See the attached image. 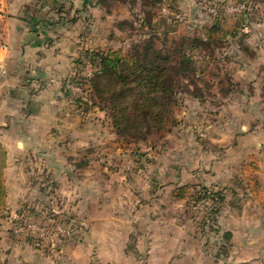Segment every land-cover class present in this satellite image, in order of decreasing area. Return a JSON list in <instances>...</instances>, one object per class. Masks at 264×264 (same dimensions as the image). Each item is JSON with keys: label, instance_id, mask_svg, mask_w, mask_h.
Wrapping results in <instances>:
<instances>
[{"label": "rangeland", "instance_id": "1", "mask_svg": "<svg viewBox=\"0 0 264 264\" xmlns=\"http://www.w3.org/2000/svg\"><path fill=\"white\" fill-rule=\"evenodd\" d=\"M152 1L81 6L80 49L184 46L205 72L181 80L205 97L184 95L146 140L120 135L82 52L51 93L36 82L2 97L0 264H264V3ZM149 15L152 28L138 20ZM217 21L221 48L186 46Z\"/></svg>", "mask_w": 264, "mask_h": 264}, {"label": "trees", "instance_id": "2", "mask_svg": "<svg viewBox=\"0 0 264 264\" xmlns=\"http://www.w3.org/2000/svg\"><path fill=\"white\" fill-rule=\"evenodd\" d=\"M81 1L84 2L83 7L103 8L107 5V0ZM165 1L152 2L157 5ZM260 3H264V0H254L255 5ZM144 11L146 12V9ZM138 20H143L142 26L149 24L151 28L153 27L150 15L145 19L140 17ZM129 24L134 28L133 23ZM204 31L206 32L204 36L190 40L186 46L198 50V53L205 49L210 53L216 52V48H221L222 45L214 46L219 39L212 36L214 32L223 31L221 22L206 25ZM227 35L228 33L223 32L220 37L221 41L225 40L223 46L227 44ZM140 41L128 51L122 48L97 51L87 49L82 51V59L78 63L83 65L84 59L88 58L96 69L87 81L101 100V109L109 111L117 133L137 140H146L148 136L155 132H163L170 123L176 122L174 108L184 95L203 100L205 95L195 81H191L194 88L190 89L189 83H183L181 78L186 72L191 71L198 76L205 72V68H202V64L196 65L193 62V55L188 53L184 46L172 53L156 48L151 38ZM143 43L145 44L142 45ZM207 56L210 61L207 60ZM210 56L209 53H205L200 63H212ZM235 87L232 85L227 93L235 91ZM219 196L220 193L206 191L204 198L215 200ZM223 236L225 239H231L230 232L224 233Z\"/></svg>", "mask_w": 264, "mask_h": 264}, {"label": "crops", "instance_id": "3", "mask_svg": "<svg viewBox=\"0 0 264 264\" xmlns=\"http://www.w3.org/2000/svg\"><path fill=\"white\" fill-rule=\"evenodd\" d=\"M81 6V0H0V100L36 82L52 92L57 67L75 64L83 51L75 27ZM31 100L25 117L39 99Z\"/></svg>", "mask_w": 264, "mask_h": 264}]
</instances>
